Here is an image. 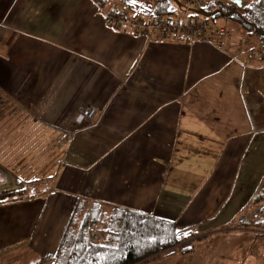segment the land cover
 Masks as SVG:
<instances>
[{
  "label": "crops",
  "instance_id": "1",
  "mask_svg": "<svg viewBox=\"0 0 264 264\" xmlns=\"http://www.w3.org/2000/svg\"><path fill=\"white\" fill-rule=\"evenodd\" d=\"M102 12L92 0H0V96L62 142L48 190L0 205V264H52L71 218L93 205L173 221L197 244L228 238L249 259L264 233L243 222L264 187L256 39L229 31L219 50L116 34ZM86 108L95 114L81 121Z\"/></svg>",
  "mask_w": 264,
  "mask_h": 264
},
{
  "label": "trees",
  "instance_id": "2",
  "mask_svg": "<svg viewBox=\"0 0 264 264\" xmlns=\"http://www.w3.org/2000/svg\"><path fill=\"white\" fill-rule=\"evenodd\" d=\"M92 1L102 11L119 10L133 18L143 17L147 20L160 17L178 19L183 13L180 0H175L180 6L173 0ZM190 18L223 27L228 37L229 30L218 24V21L234 20L240 25L244 36L264 41V0H248L240 8L216 0H205V5L193 11ZM17 118L20 119H17L19 125H26L30 119L22 111L17 114ZM56 146L59 151L54 153L49 164L33 169V173L25 177L20 176L17 179L19 189L0 193V205L33 199L48 190V183L52 178L49 175L58 164L55 156L60 155L62 142ZM252 204L258 206V212L252 219L262 216V221L256 225L264 232V226L261 228L264 225V187L254 197ZM75 221L77 220L72 217L52 264H146L164 253L177 251L185 255L195 248L196 236L191 230H179L173 221L141 213L120 209L108 211L104 207L93 205L90 213L80 219L77 229L74 227ZM244 222L249 228L248 222ZM88 228L93 229L97 241L89 240ZM109 243H113V246Z\"/></svg>",
  "mask_w": 264,
  "mask_h": 264
},
{
  "label": "rangeland",
  "instance_id": "3",
  "mask_svg": "<svg viewBox=\"0 0 264 264\" xmlns=\"http://www.w3.org/2000/svg\"><path fill=\"white\" fill-rule=\"evenodd\" d=\"M243 2L247 3L248 0ZM243 2L242 6L246 4H243ZM233 7L238 8L236 5ZM218 24L225 26L231 33H234L235 31L238 32L239 29V31L244 34L240 25L234 20H219ZM19 113V109L14 102H11V100L6 101L3 96H0V193L19 189L20 186L17 184V179L20 176L23 175V177H25L29 173H33V169L49 164L54 155V148L58 143L53 134H43L38 127H26L24 124L19 125L17 123L18 120H20L17 118V114ZM2 187H5V189H2ZM257 210L258 206H254L252 204L245 207L243 213L245 219L243 222L247 221L250 225L247 230L256 229L260 231V226H257L256 224L262 221L260 219L262 216L252 219L253 215L255 216L258 212ZM237 220L234 223L235 226H239V223L241 224L240 219L238 221ZM79 223L80 219L74 222L75 229L78 228ZM263 226L264 225H261V228ZM88 232L90 241H92L94 237H97L95 232L93 231V233L89 228ZM91 234L92 238H90ZM223 238L224 237H219L218 239L214 238L213 240H208L203 244H197L195 242L194 251L189 254L181 255L179 252L173 251L167 253L169 256L163 257L166 254L164 253L160 255V257L151 259L146 264H200L202 262V258H204V260L208 259V264H212V260L217 258L220 264H226L225 260L227 258H233L234 262L229 264H241L243 260H245V264H256L262 258L257 252V246H264V233H256L255 237L252 236L250 238L249 247L251 248L248 252L250 253L249 259H246V257L244 258L242 255L243 253L240 252H234L233 255H231L232 253H230V251H232L235 244L237 247L238 243H234L232 240L234 245L233 243H231L232 245H227L230 240L227 238L222 241ZM99 240L100 237L98 235V241ZM95 241H97L96 238L92 242ZM211 241L215 242V246H217V243L222 241V244H225V247H227L216 252L211 250ZM109 244L110 246H113V243Z\"/></svg>",
  "mask_w": 264,
  "mask_h": 264
},
{
  "label": "built area",
  "instance_id": "4",
  "mask_svg": "<svg viewBox=\"0 0 264 264\" xmlns=\"http://www.w3.org/2000/svg\"><path fill=\"white\" fill-rule=\"evenodd\" d=\"M183 4L182 16L178 19L156 18L147 20L143 17L133 18L126 12L119 10L103 11L104 24L114 33L121 34L130 30L134 37L146 39L165 40L170 38L185 37L192 40L210 42L219 50L224 48V39L228 37L225 28L202 22L199 19L192 20L193 11L202 8L205 0H180ZM218 2L234 6L230 0H216ZM245 0H242V2ZM246 2H243V4ZM252 61L264 65V41H257L252 51ZM95 111L86 108L80 112L81 121H90ZM93 232V229H91ZM94 233V232H93ZM92 238V234L91 237ZM92 239V241L95 240Z\"/></svg>",
  "mask_w": 264,
  "mask_h": 264
},
{
  "label": "water",
  "instance_id": "5",
  "mask_svg": "<svg viewBox=\"0 0 264 264\" xmlns=\"http://www.w3.org/2000/svg\"><path fill=\"white\" fill-rule=\"evenodd\" d=\"M174 2H176L175 0H173ZM233 4H235L238 8L242 7V1L241 0H230ZM178 3V2H176ZM178 5L180 6V3H178Z\"/></svg>",
  "mask_w": 264,
  "mask_h": 264
},
{
  "label": "snow or ice",
  "instance_id": "6",
  "mask_svg": "<svg viewBox=\"0 0 264 264\" xmlns=\"http://www.w3.org/2000/svg\"><path fill=\"white\" fill-rule=\"evenodd\" d=\"M133 2H135V0H133Z\"/></svg>",
  "mask_w": 264,
  "mask_h": 264
}]
</instances>
